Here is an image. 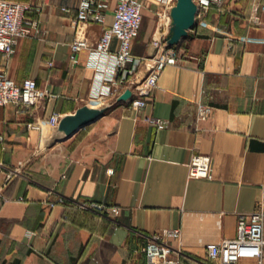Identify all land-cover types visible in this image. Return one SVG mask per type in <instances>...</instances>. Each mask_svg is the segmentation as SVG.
I'll return each mask as SVG.
<instances>
[{
	"label": "crops",
	"instance_id": "0c3cea01",
	"mask_svg": "<svg viewBox=\"0 0 264 264\" xmlns=\"http://www.w3.org/2000/svg\"><path fill=\"white\" fill-rule=\"evenodd\" d=\"M21 1L40 5L26 14L40 30L21 37L0 65L16 82L33 77L51 94L29 111L0 106V264H164L148 262L142 247L165 228L180 229L169 239L180 264H220L208 258L206 244L235 237L239 215L264 197V0H223L198 13L173 45L179 60L163 68L144 108L116 100L96 121L51 145L45 120L53 111L98 104L95 94L107 88L99 76L105 62L95 65L91 48L75 62L69 58L79 0ZM138 1L143 16L132 51L143 55L153 51L157 12L170 13L176 0ZM115 5L110 0L104 23L84 24L90 46L112 23ZM145 74L141 67L137 80ZM199 102L211 105L204 120L197 118ZM147 115L167 126L158 129ZM196 154L210 156L211 178L189 176ZM10 168L18 172L8 180ZM31 183L66 202L49 208L40 198L20 199ZM85 200L120 212L78 207Z\"/></svg>",
	"mask_w": 264,
	"mask_h": 264
},
{
	"label": "built area",
	"instance_id": "2783aa9c",
	"mask_svg": "<svg viewBox=\"0 0 264 264\" xmlns=\"http://www.w3.org/2000/svg\"><path fill=\"white\" fill-rule=\"evenodd\" d=\"M199 12L208 9L213 4H220L223 0H194ZM110 8V0H79L76 16L73 18L75 36L70 43L69 58L75 62L79 53L91 48L95 55V65L104 60L105 69L99 74L101 83L107 84L106 90L99 89L95 94L98 104L114 102L126 88H132L133 98L131 105L134 108H144L152 97V90L158 84L163 68L168 64H175L179 60L178 50L170 46L167 34L170 29L171 16L169 12H157L159 22L152 38V52L137 55L132 51L133 41L139 34L142 21V4L138 0H116L113 20L104 27L102 34L94 46H90L84 34L85 23H104L106 11ZM40 9V5L21 0H0V56L6 58L15 53L19 39L23 36L36 35L39 30V21L28 22L26 14L29 10ZM116 47L111 49L113 40ZM102 57V59H100ZM53 64L52 61L49 62ZM146 74L140 81L137 80L140 68ZM108 69V70H107ZM47 94L46 89H40L33 77H26L16 82L9 74L7 65H0V106L15 104L19 108L29 111L39 100ZM94 104V105H98ZM211 111V105L205 102L198 103V120L206 119ZM62 114L53 111L45 120L48 127L53 129L60 121ZM146 119L155 122L158 129L167 126V120L157 116L147 115ZM28 127H42L41 122H28ZM2 139V135H0ZM3 163L0 161V168ZM112 172V169H109ZM18 172L17 168H10L7 179L10 180ZM190 177L211 178L210 156L196 154L189 167ZM40 198L49 208L64 204L63 195H56L51 188L43 189L31 183L27 187L23 200ZM80 208H97L102 213L115 216L119 214L117 205L103 204L89 200L77 203ZM180 236L179 228H165L161 232L151 235L142 250L150 263L163 262L164 264H180V261L171 258L172 246L170 238ZM208 258L219 261L220 264H238L241 258H255L257 264H264V197L257 202L255 209L249 213L240 214L237 222V234L232 238L206 244Z\"/></svg>",
	"mask_w": 264,
	"mask_h": 264
},
{
	"label": "water",
	"instance_id": "95a60500",
	"mask_svg": "<svg viewBox=\"0 0 264 264\" xmlns=\"http://www.w3.org/2000/svg\"><path fill=\"white\" fill-rule=\"evenodd\" d=\"M199 7L194 0H176L170 10L171 24L167 34V41L170 46L180 42L195 25ZM133 98L132 88H126L117 101H131ZM112 107V102L107 101L102 104L94 105L86 103L78 107L73 113L64 114L59 123L46 134L45 141L51 145L57 141L71 137L81 127L86 126Z\"/></svg>",
	"mask_w": 264,
	"mask_h": 264
}]
</instances>
